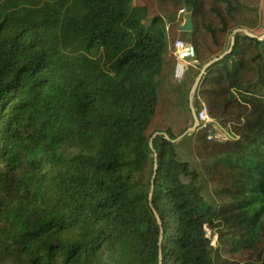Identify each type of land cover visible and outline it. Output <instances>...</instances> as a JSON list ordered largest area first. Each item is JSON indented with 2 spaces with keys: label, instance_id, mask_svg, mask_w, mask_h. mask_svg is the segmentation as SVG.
I'll list each match as a JSON object with an SVG mask.
<instances>
[{
  "label": "trees",
  "instance_id": "1",
  "mask_svg": "<svg viewBox=\"0 0 264 264\" xmlns=\"http://www.w3.org/2000/svg\"><path fill=\"white\" fill-rule=\"evenodd\" d=\"M262 3L0 0V264H264V38L195 96L234 137L174 141ZM184 7L187 91L163 82Z\"/></svg>",
  "mask_w": 264,
  "mask_h": 264
},
{
  "label": "built area",
  "instance_id": "2",
  "mask_svg": "<svg viewBox=\"0 0 264 264\" xmlns=\"http://www.w3.org/2000/svg\"><path fill=\"white\" fill-rule=\"evenodd\" d=\"M188 10L186 7L179 11V16L184 17V14ZM173 56L176 59V65L173 71V77L178 82L184 81L186 78L189 67H197L199 64L196 58L194 45L189 40L178 38L174 44L170 45L169 57ZM199 109L197 110L199 118V127H205L211 125V133L209 139H213L219 142L227 141L234 137L233 131L230 127L223 126L217 119L213 118L208 110L206 102L198 97Z\"/></svg>",
  "mask_w": 264,
  "mask_h": 264
},
{
  "label": "water",
  "instance_id": "3",
  "mask_svg": "<svg viewBox=\"0 0 264 264\" xmlns=\"http://www.w3.org/2000/svg\"><path fill=\"white\" fill-rule=\"evenodd\" d=\"M180 31H183V32H192L193 29H194V22H193V14L192 12H187L184 14V20H183V23L181 24L180 26ZM240 32H243L245 34H248L250 35L251 37H255V38H259V39H263L264 38V35L263 36H259L255 33H253L252 31H250L249 29L247 28H236L235 30H233V32L231 33L230 35V40H231V44H230V47L224 52L222 53L220 56L214 58L213 60H211L210 62H208L207 64H205L200 72V74L196 77L195 81H194V84L190 90V95H189V99H190V106H191V109H192V112H193V115H194V118H195V123L194 125L189 128L185 133H183L182 135H180L179 137H177L176 139H174V141H178V140H181L183 139L187 134H189L190 132H193L195 131L198 127H199V118H198V114H197V108L195 106V96L197 94V91H198V88L200 86V82H201V79L206 71V69L211 65L213 64L214 62L224 58L225 55H227L229 52L232 51V48L234 46V43H235V38H236V35ZM158 133H156L150 140V145L151 147L153 148V139L154 137L157 135ZM162 263V261H161Z\"/></svg>",
  "mask_w": 264,
  "mask_h": 264
},
{
  "label": "rangeland",
  "instance_id": "4",
  "mask_svg": "<svg viewBox=\"0 0 264 264\" xmlns=\"http://www.w3.org/2000/svg\"><path fill=\"white\" fill-rule=\"evenodd\" d=\"M260 13H261V25L256 30V32H258L259 34H263L264 33V0H263L262 5H261V11H260ZM183 19H184V17H183ZM189 36H190L189 32H183V35L180 38L181 39H184V40H189L190 41V37ZM191 70L194 71L195 70V67H193V66H190L189 67V75L192 72ZM187 76L184 79V81H182V82H178L177 80H175L174 77L164 78L163 79V82L165 84H167L169 87H180V88L184 89L185 91H187L188 88H189V85L191 84V77H187ZM195 106H196V102H195ZM208 235L211 236V237H213V244L214 245H217V235L212 236V231L210 229H208Z\"/></svg>",
  "mask_w": 264,
  "mask_h": 264
},
{
  "label": "crops",
  "instance_id": "5",
  "mask_svg": "<svg viewBox=\"0 0 264 264\" xmlns=\"http://www.w3.org/2000/svg\"><path fill=\"white\" fill-rule=\"evenodd\" d=\"M191 71H193V70H191ZM187 75H189V72H188V74Z\"/></svg>",
  "mask_w": 264,
  "mask_h": 264
}]
</instances>
